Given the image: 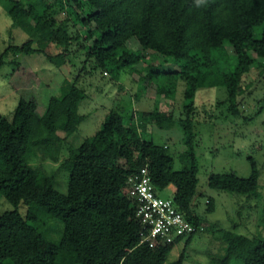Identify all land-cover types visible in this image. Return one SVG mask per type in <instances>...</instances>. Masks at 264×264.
<instances>
[{"label": "trees", "instance_id": "obj_1", "mask_svg": "<svg viewBox=\"0 0 264 264\" xmlns=\"http://www.w3.org/2000/svg\"><path fill=\"white\" fill-rule=\"evenodd\" d=\"M0 4L30 38L23 45H10L0 56V68L9 51L40 53L49 60L86 53L84 65L90 60L93 70L101 69L115 79L121 78L123 70L140 73L142 81L163 79L166 95L175 94L179 80L186 86L184 118L177 119L173 111L157 106L140 111L138 119L132 117L127 123L118 108L111 110L100 129L77 148H70L62 161L61 168L69 172L65 194L55 188L54 174L31 163L47 134L57 130L54 106L39 116L37 102L21 98L12 120L0 114V193L14 207L0 215V264H56L61 251L74 254L80 264H184L194 237L209 227L225 244L215 264H264V207L260 229L247 235L208 225L193 206L199 185L196 93L207 83L224 86L223 103H228L233 115L241 114L243 78L259 61L264 66V0H205L199 5L197 0H0ZM132 39L140 50L130 47ZM34 42L39 48L33 47ZM52 44L59 50L49 54ZM143 51L180 68L164 71L152 61L138 69L136 64L146 58ZM87 98L78 83L66 81L53 99L65 105L70 117ZM84 119L80 116L73 130ZM144 124L149 128L180 125L185 146L180 161L189 165L176 170L169 146L147 138ZM249 161V177L230 172L209 178L211 188L248 198L240 210L251 207L260 194V171L255 158ZM144 167L157 191L162 193L171 185L176 188L175 204L197 227L173 262L168 257L174 246L153 249L140 244L141 223L126 187L129 177ZM207 204L212 212L213 202L207 200ZM21 205L36 206L61 221L60 241L46 237L39 211L29 208L22 213Z\"/></svg>", "mask_w": 264, "mask_h": 264}, {"label": "rangeland", "instance_id": "obj_2", "mask_svg": "<svg viewBox=\"0 0 264 264\" xmlns=\"http://www.w3.org/2000/svg\"><path fill=\"white\" fill-rule=\"evenodd\" d=\"M29 36L15 25L0 4V56L10 45H23ZM133 50H140L135 39L130 41ZM34 48H39L37 42ZM59 50L55 44L48 47L47 53L54 54ZM230 52L233 51L230 49ZM143 62L136 64L142 69L147 63L161 65L160 70L171 71L180 68L175 62L163 63V57H152L149 51H143ZM215 55V54H214ZM154 56V55H153ZM6 63L0 68V114L12 120L21 98L34 99L37 102V113L43 116L52 104L56 110L57 130L48 133L40 143L32 165L54 174L55 188L60 193H67L69 172L61 168V163L69 155L70 148H77L85 138L93 136L99 129L106 115L119 109L125 122L132 117L138 119L140 111H152L157 106L162 111L174 112L177 119L184 118L185 83L177 81L175 94L166 95V84L163 79L142 81L140 73L123 70L120 79L113 78L101 69L93 70V63L86 62V53L77 57L67 56L49 60L46 55L16 54L9 51L5 56ZM235 56L233 55V59ZM163 64V65H162ZM143 74H146L144 71ZM164 78V76H161ZM76 82L84 88L88 98L68 117L65 105L53 98L60 93L66 82ZM244 93L239 97L240 115H233L228 103L224 86H213L207 83L200 87L195 96L196 112L194 131L197 135L196 155L199 163V185L193 200L195 212L202 216L208 225L218 224L227 230L253 235L260 229L262 209L264 207V66L259 61L243 78ZM80 116L77 130L75 122ZM147 124L142 128L147 129ZM141 128V129H142ZM147 138L158 144H167L175 157V169L188 166V161L181 162L180 154L185 150L182 142L183 133L180 125L160 128L157 125L148 127ZM249 157L255 158L259 177V197L252 199L251 207L241 209L248 201L244 195L211 188L209 178L212 174L235 172L241 177L252 173ZM172 190L162 192L164 197L172 196ZM207 200L213 202L214 210L208 211ZM29 208L37 210L45 220L46 237L58 243L63 234L64 225L58 219L42 213L36 206H20L26 213ZM14 209L13 205L0 193V215ZM239 211L241 215H239ZM237 228V229H236ZM221 236L211 227L198 233L186 251L184 264H215L214 258L224 254L225 244L218 239ZM185 241L174 246L168 262L179 258ZM56 264H80L75 255L61 251Z\"/></svg>", "mask_w": 264, "mask_h": 264}, {"label": "built area", "instance_id": "obj_3", "mask_svg": "<svg viewBox=\"0 0 264 264\" xmlns=\"http://www.w3.org/2000/svg\"><path fill=\"white\" fill-rule=\"evenodd\" d=\"M174 191V186H169ZM126 191L136 205L141 223L140 244L151 248L177 246L193 234L197 227L188 220L173 200L164 197L152 184L146 167L129 177Z\"/></svg>", "mask_w": 264, "mask_h": 264}, {"label": "clouds", "instance_id": "obj_4", "mask_svg": "<svg viewBox=\"0 0 264 264\" xmlns=\"http://www.w3.org/2000/svg\"><path fill=\"white\" fill-rule=\"evenodd\" d=\"M203 3H205V0H197V4L199 5V4H203Z\"/></svg>", "mask_w": 264, "mask_h": 264}]
</instances>
